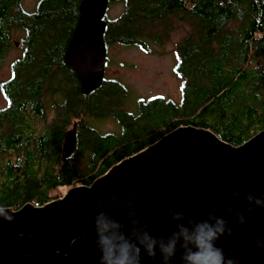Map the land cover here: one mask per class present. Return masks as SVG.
<instances>
[{
  "label": "trees",
  "instance_id": "obj_1",
  "mask_svg": "<svg viewBox=\"0 0 264 264\" xmlns=\"http://www.w3.org/2000/svg\"><path fill=\"white\" fill-rule=\"evenodd\" d=\"M22 1L0 0V67L15 30L24 33L1 84L0 206H41L90 185L179 126L207 128L235 146L264 130V0H109L122 10L104 18L106 47L155 53L181 31L173 48L181 105L155 95L140 99L136 112L125 107V84L105 78L84 95L63 63L82 0H38L32 12ZM104 118L119 131L101 132L95 123Z\"/></svg>",
  "mask_w": 264,
  "mask_h": 264
},
{
  "label": "water",
  "instance_id": "obj_2",
  "mask_svg": "<svg viewBox=\"0 0 264 264\" xmlns=\"http://www.w3.org/2000/svg\"><path fill=\"white\" fill-rule=\"evenodd\" d=\"M108 4L80 2L63 56L84 95L104 80ZM66 142L69 155L74 127ZM5 209L14 221L0 217V264H101L98 228L110 241L104 264L125 250L126 264H193L197 227L218 220L227 222L216 241L226 264H264V130L235 146L207 128L179 126L90 185L41 206Z\"/></svg>",
  "mask_w": 264,
  "mask_h": 264
},
{
  "label": "rangeland",
  "instance_id": "obj_3",
  "mask_svg": "<svg viewBox=\"0 0 264 264\" xmlns=\"http://www.w3.org/2000/svg\"><path fill=\"white\" fill-rule=\"evenodd\" d=\"M37 1L23 0L21 6L25 11L32 12L36 10ZM121 10L120 4L109 3L105 18H115ZM23 34L21 30H15L13 33L15 39L13 40L17 42L11 47L6 60L0 67V108L5 104L1 84L8 79L10 62L20 55L19 42ZM174 35L168 45L157 47L155 53H145L136 47L118 44H111L106 47L104 79L110 81L116 79L128 87L126 109L136 112L140 99H147L155 95L170 99L178 105L181 103L182 81L174 71L176 56L173 51L175 43L181 36V31L176 30ZM99 120L95 124L101 132H117L120 129V125L112 118ZM92 121L94 120L92 119ZM91 126L95 125L91 124Z\"/></svg>",
  "mask_w": 264,
  "mask_h": 264
},
{
  "label": "clouds",
  "instance_id": "obj_4",
  "mask_svg": "<svg viewBox=\"0 0 264 264\" xmlns=\"http://www.w3.org/2000/svg\"><path fill=\"white\" fill-rule=\"evenodd\" d=\"M0 217L9 222L14 221V217L3 206H0ZM226 223L224 220H218L216 226L204 222L197 227L193 241L196 251L188 257L193 264H226L223 249L216 246V241L221 235L225 234ZM227 233L231 234L230 228H227ZM97 242L102 252L101 264H104V261L110 260L111 249L107 247L110 241L104 237L102 230L99 228ZM136 255L139 256V248H136ZM149 255L154 256L155 254L150 250ZM169 255H171V252H169ZM126 261L127 252L125 250L115 264H126ZM227 264H231V262L228 261Z\"/></svg>",
  "mask_w": 264,
  "mask_h": 264
}]
</instances>
